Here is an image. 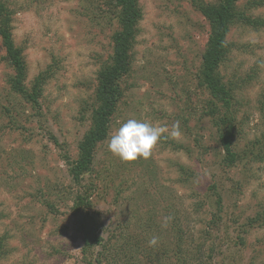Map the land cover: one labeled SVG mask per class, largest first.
Masks as SVG:
<instances>
[{
	"label": "rangeland",
	"instance_id": "374dc122",
	"mask_svg": "<svg viewBox=\"0 0 264 264\" xmlns=\"http://www.w3.org/2000/svg\"><path fill=\"white\" fill-rule=\"evenodd\" d=\"M6 2L28 66L27 85L42 72L50 78L34 110L10 88L13 70L0 41V264H264V226L247 224L264 204V161L222 167L203 113L207 93L197 80L210 27L191 1L138 0L142 19L131 71L87 177L103 247L86 253L64 156L76 157L89 129L82 116L92 109L100 60L111 52L116 28L104 0ZM250 15L264 20V7ZM228 41L231 53L221 71L235 89L237 150L264 149L256 143H264V28L234 25ZM128 119L166 129L148 159L122 162L108 151L111 134ZM177 121L181 135L172 138ZM196 138L201 146L190 156L185 149ZM180 166L191 168L189 178ZM214 183L224 206L215 225L216 208L206 201L203 212L195 205Z\"/></svg>",
	"mask_w": 264,
	"mask_h": 264
},
{
	"label": "trees",
	"instance_id": "16d2710c",
	"mask_svg": "<svg viewBox=\"0 0 264 264\" xmlns=\"http://www.w3.org/2000/svg\"><path fill=\"white\" fill-rule=\"evenodd\" d=\"M190 1L210 27L197 80L200 88L207 93L203 113L209 118L214 128L215 139L221 151L222 167L224 170H231L239 163L249 161V159L258 162L264 161V149L261 145L258 147L259 150L256 148L258 146L256 144H253V148L248 147L244 151L237 150L235 89L225 82L221 71V67L226 63L231 53L232 44L228 41L231 28L234 25H243L256 30L264 28L263 19L250 15L251 10L264 7V0H247V2L244 0ZM241 3L243 4L241 5ZM104 4L109 7L108 14H111L109 19L116 28L110 38L111 52L107 58L100 60L94 103L91 111H86L82 116L83 121L89 122V129L77 146L76 157L64 156L69 164V176L76 189L72 211L75 216H81L77 229L83 237L84 253L92 247H103V238L97 233L99 220L96 214L90 213L94 209L91 193L94 191V186L89 183L87 177L93 170L98 147L109 137L112 121L123 98L121 82L131 71V52L135 44L138 23L142 19L138 0H104ZM13 16L14 11L10 9L6 0H0V41L5 52V61L13 70L9 85L14 94L20 96L34 110H38L41 107L40 100L44 93V85L50 78V73L42 72L31 87L27 85L28 66L23 50L14 42ZM261 105L262 111H264V93ZM53 140L56 145H59L54 136ZM256 143L264 145L259 141ZM197 146H201L198 138L192 147L185 150L191 156L196 153ZM180 167L182 177L189 178L192 174L191 168ZM235 185V190L240 187L236 182ZM222 195V191L218 190V184L214 183L209 186L207 193L195 203L197 209L203 210V212H208L207 206H205L206 201L216 208L217 212L214 213L212 220L214 225L222 219L219 216L224 210ZM197 196L200 197V194ZM45 204L49 209L53 208L50 202L46 201ZM247 224L248 226L255 224L264 226V204L257 215L250 218ZM103 250L104 253L109 251L105 246ZM135 257L131 255V259ZM2 258L3 256L0 259ZM98 263L102 264L99 259Z\"/></svg>",
	"mask_w": 264,
	"mask_h": 264
},
{
	"label": "clouds",
	"instance_id": "9594fccd",
	"mask_svg": "<svg viewBox=\"0 0 264 264\" xmlns=\"http://www.w3.org/2000/svg\"><path fill=\"white\" fill-rule=\"evenodd\" d=\"M165 131V128L154 126L147 121L128 119L111 134L107 144L108 151L122 162H133L138 158L148 159ZM180 135V123L177 121L172 125L170 136L178 138ZM169 219L165 217L163 226H167ZM158 240V237H152L149 245L156 246Z\"/></svg>",
	"mask_w": 264,
	"mask_h": 264
}]
</instances>
